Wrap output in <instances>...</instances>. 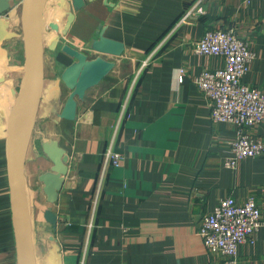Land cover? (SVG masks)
<instances>
[{"label":"crops","instance_id":"1","mask_svg":"<svg viewBox=\"0 0 264 264\" xmlns=\"http://www.w3.org/2000/svg\"><path fill=\"white\" fill-rule=\"evenodd\" d=\"M23 1L7 0L9 9L0 15L16 34L0 46V264L17 263L8 157L23 80ZM197 1L43 4V90L24 163L35 264H221L198 233L203 215L224 197L241 204L252 196L264 216V155L244 158L235 169L225 167L236 129L210 120L193 82L224 60L195 54L185 43L207 29H233L255 53L242 81L264 91V0H200L195 7L200 11L180 22ZM69 13L73 20L67 24ZM101 33L123 43L124 51L103 56L114 68L78 101L74 120L61 119L71 90L60 76L76 61L62 46L91 59L98 55L91 43ZM85 111L91 113L79 120ZM247 132L264 142V124ZM49 142L68 155L55 203L47 201L40 181L51 173ZM109 147L122 160L103 168ZM46 210L56 215L55 230L44 218ZM238 261L264 264V226L253 241L239 246Z\"/></svg>","mask_w":264,"mask_h":264},{"label":"water","instance_id":"2","mask_svg":"<svg viewBox=\"0 0 264 264\" xmlns=\"http://www.w3.org/2000/svg\"><path fill=\"white\" fill-rule=\"evenodd\" d=\"M46 0H24L21 5L20 27L24 48L23 80L18 99L12 112L9 134V193L14 229L16 264H35L31 234L30 214L25 193L24 163L26 152L32 137L36 115L43 90V50H42V7ZM90 2L94 0H88ZM74 8H82L85 0H72ZM9 9L7 0H0V15ZM73 20L69 13L67 24ZM49 27L58 31V25ZM15 32L8 30L7 23L0 19V46L4 41L14 38ZM91 49L98 55L89 59L86 53L69 45L62 46V52L76 61L66 67L61 74L62 81L70 88V93L59 114L61 119L74 120L77 115V103L84 99L86 92L99 84L108 75L115 64L103 56H120L124 45L120 41L108 38L102 33L91 43ZM45 154L52 163L51 173L42 175L43 192L49 203H55L58 191L67 173L68 155L52 143H47ZM46 222L57 227L56 215L51 210L44 213Z\"/></svg>","mask_w":264,"mask_h":264},{"label":"built area","instance_id":"3","mask_svg":"<svg viewBox=\"0 0 264 264\" xmlns=\"http://www.w3.org/2000/svg\"><path fill=\"white\" fill-rule=\"evenodd\" d=\"M242 1L250 4L254 0ZM199 2L180 22L193 15V11H200L195 9ZM185 43L195 54L216 55L224 60L221 68L203 70L193 82L206 101L210 120L232 124L236 129V137L230 143L232 155L225 160V167L235 169L244 158L264 155V142L247 132L249 127L264 124V91L242 81L255 58L254 51L233 29H207L200 39ZM90 113L85 111L79 120H85ZM121 160L122 154L109 147L104 153L103 168L117 166ZM262 226L264 216L252 196L241 204L227 196L203 215L198 233L206 250L221 256V264H239V246L253 241Z\"/></svg>","mask_w":264,"mask_h":264},{"label":"rangeland","instance_id":"4","mask_svg":"<svg viewBox=\"0 0 264 264\" xmlns=\"http://www.w3.org/2000/svg\"><path fill=\"white\" fill-rule=\"evenodd\" d=\"M44 56V55H43ZM50 61L48 60L47 61V64L49 65ZM6 126H8V122H6Z\"/></svg>","mask_w":264,"mask_h":264}]
</instances>
